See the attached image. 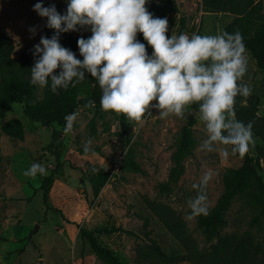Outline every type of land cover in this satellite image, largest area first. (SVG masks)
<instances>
[{"label": "rangeland", "instance_id": "rangeland-1", "mask_svg": "<svg viewBox=\"0 0 264 264\" xmlns=\"http://www.w3.org/2000/svg\"><path fill=\"white\" fill-rule=\"evenodd\" d=\"M246 1L236 0L233 8L227 10H205L201 0H149L146 7L155 17L158 13L167 17L169 36L197 32L214 35L221 30L239 31L245 21L243 17L253 24L264 22V0H248L245 9ZM37 2L0 0V29L15 41L13 56L28 51L34 62V45L41 36L51 38L55 31L45 27L47 18L33 10ZM43 3L45 7L54 3L58 12L66 13L67 0H43ZM33 26L37 27L35 36L29 32ZM79 34L88 38L91 31L81 30ZM137 38L146 44L142 34ZM67 39L68 32L61 33L62 46ZM147 51L151 53L149 47ZM247 57L244 82L251 86L252 94L247 98L237 96L235 110L241 116L243 111L238 107L250 105L254 116L260 118L258 121L264 122V70L258 68L248 50ZM94 81L86 76L77 86V96H88ZM38 88L40 97L42 88ZM73 113L77 119L67 134L65 125L47 127L29 119L22 103H12L5 117L0 118V264H107L81 237V229L111 226H121L123 230L98 234L97 238L124 264H197L177 259L183 248L157 217L154 208L161 205L180 218L185 233L199 250L212 252L231 235L235 239L248 236L253 245L260 244L264 255V214L258 223L250 225L258 208L248 201L247 195L232 201L226 212L227 225L211 238L198 225L197 217L189 218L188 201L197 195L193 185L200 182L205 171L214 173L207 186L212 208L223 192L224 172L241 164L239 156L229 154L225 158L216 152L200 150L205 134L194 113H186L182 120L161 119L153 110L143 126H133L126 119L128 136L121 129L120 115L106 113L100 105L84 103ZM190 115L196 117L193 126L196 144L183 160L184 172L172 182L171 154ZM10 117L23 122L22 140L1 131V125ZM253 133L256 143L249 153L257 158L264 141ZM89 139L92 150L85 153L84 144ZM57 156L61 165L51 174ZM129 156L139 165V171L126 167ZM259 160L263 164V158ZM33 163L45 166L48 174L24 176L22 173ZM90 168H102L107 175L88 172ZM50 174L52 182L44 195L42 182ZM154 244L161 248L166 259L156 256Z\"/></svg>", "mask_w": 264, "mask_h": 264}, {"label": "clouds", "instance_id": "clouds-1", "mask_svg": "<svg viewBox=\"0 0 264 264\" xmlns=\"http://www.w3.org/2000/svg\"><path fill=\"white\" fill-rule=\"evenodd\" d=\"M148 3L67 0L66 13L61 14L54 3L45 7L43 0H38L33 10L47 18L45 27L55 31L51 38L41 36L33 47L30 84L50 87L58 94L90 76L101 89L102 111L123 115L133 126H143L153 110L161 119L181 120L191 111L203 126L201 151L225 158L229 154L245 157L256 141L253 122L245 124L235 115L236 97L252 94L251 86L244 82L248 57L242 33L221 30L214 35L169 36L167 17H155L146 7ZM81 30L91 31L88 38L77 40L83 59L60 43L61 33ZM36 31L35 26L29 28L32 36ZM76 119V113L65 116L66 134ZM91 145V139L85 142V153L92 150ZM91 171L95 174L97 169ZM22 174L46 176L48 171L42 164L33 163ZM213 175L205 171L200 182L193 185L197 195L188 201L190 219L210 214L207 186Z\"/></svg>", "mask_w": 264, "mask_h": 264}, {"label": "trees", "instance_id": "trees-1", "mask_svg": "<svg viewBox=\"0 0 264 264\" xmlns=\"http://www.w3.org/2000/svg\"><path fill=\"white\" fill-rule=\"evenodd\" d=\"M236 0H201L205 10H227L232 9ZM249 6L248 0L244 8ZM156 17H162L163 14H157ZM244 23L239 32L244 37L246 49L255 59L258 68L264 70V22L253 24L246 17H243ZM200 34V32H197ZM201 35V34H200ZM81 37L79 31L68 32L67 44L64 46L72 50L77 58L83 59L79 54L77 40ZM15 48L14 39L8 32L0 29V118L5 117L11 109L12 103H22L24 114L31 120L42 123L44 126L65 125V116L71 114L75 109L84 103L93 102L96 106L100 105L101 89L95 80L90 93L86 97L77 96V86L67 90H60L58 94H53L50 87L42 88V94L38 97V86L30 84V68L34 65L30 53L23 51L18 57L13 56ZM149 50L152 52L151 47ZM151 54V53H150ZM197 107V106H193ZM239 110L243 111L241 116L236 111L240 121L247 124L253 122V131L262 137L264 141V122L258 121L260 118L254 116L250 105H240ZM121 117V129L126 134L130 133V128L123 115ZM196 123L195 115H190L186 123L182 126L181 136L176 148L171 154L173 165L169 170V180L175 182L184 172V158L191 153L196 144L193 135V126ZM1 131L16 139L22 140L24 137V124L18 117H10L1 125ZM257 158L250 153L241 158V164L236 168L227 169L223 176V192L216 204L210 208L208 216L197 217L198 225L203 229L208 238L217 234L218 229L227 225L226 212L231 206L232 201L242 195L248 196V201L258 208V212L250 220V225L258 223L261 215L264 214V147L261 148ZM263 158V164L259 158ZM61 165L58 156L56 157V166L52 170L54 173ZM126 167L133 170H140L139 165L129 156L126 160ZM93 168L88 169L92 172ZM98 175H107L102 168H98ZM51 174L42 182L43 194L48 192V184L52 182ZM157 217L168 231L179 240L183 248L179 260L192 261L197 264H264V255L259 248L260 244H252L248 236L238 237L231 235L228 239L220 242V248H214L212 252H205L195 247L193 241L185 233L183 223L173 210L165 208L163 205L154 208ZM121 226L98 227L93 230L81 229V237L87 241L98 258L107 264H124L111 250L102 245L98 234L112 233L122 231ZM252 243H251V242ZM156 256L166 259L161 248L154 244L152 246Z\"/></svg>", "mask_w": 264, "mask_h": 264}, {"label": "water", "instance_id": "water-1", "mask_svg": "<svg viewBox=\"0 0 264 264\" xmlns=\"http://www.w3.org/2000/svg\"><path fill=\"white\" fill-rule=\"evenodd\" d=\"M36 227H37V224H36V226H35V228H34V229H36Z\"/></svg>", "mask_w": 264, "mask_h": 264}]
</instances>
